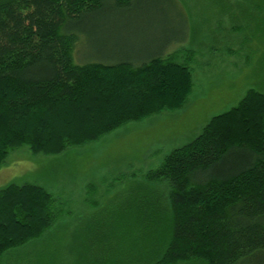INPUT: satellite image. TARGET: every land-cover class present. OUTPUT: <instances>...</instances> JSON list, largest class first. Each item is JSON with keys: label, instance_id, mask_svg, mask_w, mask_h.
Returning <instances> with one entry per match:
<instances>
[{"label": "trees", "instance_id": "16d2710c", "mask_svg": "<svg viewBox=\"0 0 264 264\" xmlns=\"http://www.w3.org/2000/svg\"><path fill=\"white\" fill-rule=\"evenodd\" d=\"M108 1L0 0V168L22 146L60 154L185 106L193 71L168 53L176 39L162 52L75 62L78 24ZM146 177L170 185L172 235L159 264H264L263 91L249 88ZM56 219L45 187L0 189V264Z\"/></svg>", "mask_w": 264, "mask_h": 264}, {"label": "rangeland", "instance_id": "374dc122", "mask_svg": "<svg viewBox=\"0 0 264 264\" xmlns=\"http://www.w3.org/2000/svg\"><path fill=\"white\" fill-rule=\"evenodd\" d=\"M114 3L78 24L75 62L162 52L176 39L168 53L177 52L193 71L192 92L182 109L126 123L60 154L11 151L0 189L45 187L56 199L57 219L1 264H159L172 235L170 185L146 174L249 88L264 92V0Z\"/></svg>", "mask_w": 264, "mask_h": 264}]
</instances>
